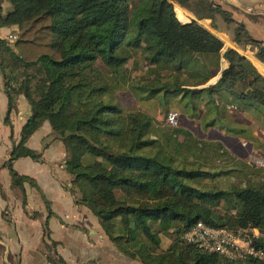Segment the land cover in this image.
Instances as JSON below:
<instances>
[{"label": "trees", "instance_id": "16d2710c", "mask_svg": "<svg viewBox=\"0 0 264 264\" xmlns=\"http://www.w3.org/2000/svg\"><path fill=\"white\" fill-rule=\"evenodd\" d=\"M174 2L197 18H213L215 27L218 19L234 25V41L257 48L264 61L263 42L214 0H0V28L17 27L15 39L0 36L7 119L20 96L32 109L7 162L13 185L24 189L30 181L12 164L23 156L40 159L27 141L48 121L65 145L76 203L99 216L110 241L130 258L142 264H264V172L248 170L259 179L249 178L244 186L224 183L218 175L244 170L203 168L198 149L208 146L180 140L189 136L181 128L154 130L148 115L114 101L131 78V61L132 69L151 65L142 78L154 76L150 82L159 83L141 88L168 92L181 83L176 74L165 80L163 70L177 71L193 57L224 47L197 20L182 22L185 11L178 7L177 15ZM224 55L229 67L219 84L239 101L264 109V77L238 50L228 48ZM198 221L258 229L252 238L258 254L230 259L188 242L186 234ZM48 240L45 223L43 241ZM47 257L68 264L59 254Z\"/></svg>", "mask_w": 264, "mask_h": 264}, {"label": "crops", "instance_id": "0c3cea01", "mask_svg": "<svg viewBox=\"0 0 264 264\" xmlns=\"http://www.w3.org/2000/svg\"><path fill=\"white\" fill-rule=\"evenodd\" d=\"M214 1L230 11L235 21L243 23L252 37L264 44V0ZM174 4L176 11L178 7L185 11L186 19L179 18L182 22L197 20L222 39L224 47L216 54L193 57L177 71L163 70L165 80L172 81L173 74H176L181 83L168 92L141 88L159 83L152 84L150 81L154 76H149V80L142 78L147 73H133V70L141 69L128 66L131 78L122 91H118L127 93V99L121 98L117 92L113 94L114 101L148 115L157 131L170 126L165 123L167 112L177 110L181 124L174 128L189 133L188 137L182 134L179 139H194L200 145L208 146L206 151L198 149L203 168L215 172L243 169V172L228 176L220 174L218 178L232 186H244L249 178L259 179L249 175L248 170L264 172V109L239 101L219 83L223 71L229 67L224 55L228 48H234L248 58L263 77L264 61L257 57V48L250 45L240 47L234 41V25L228 26L218 19V27H215L213 18H197L191 10ZM16 29V26L2 27L0 36L7 37ZM144 68L153 67L145 62ZM8 104L0 71V247L4 248L0 264L5 263L9 254L16 264H52L45 251L47 243L68 264H117L122 253L109 241L101 221L90 216L84 205L76 203L70 190L71 177L65 169V145L55 137L48 121L27 141L30 148L41 154L40 159L23 156L12 164L17 173L27 176L30 181L24 182V189L13 185L7 162L12 148L21 140L22 128L32 115V109L24 96H20L17 108L7 119ZM257 160L263 164H258ZM45 223L51 234L47 243L43 241ZM253 232L260 234L258 229ZM51 241L57 242L55 247ZM93 254L94 257H89ZM130 264L142 263L132 259Z\"/></svg>", "mask_w": 264, "mask_h": 264}, {"label": "built area", "instance_id": "2783aa9c", "mask_svg": "<svg viewBox=\"0 0 264 264\" xmlns=\"http://www.w3.org/2000/svg\"><path fill=\"white\" fill-rule=\"evenodd\" d=\"M10 38H16V36L11 34ZM165 123L173 127L180 126V113L177 110H169ZM257 163L260 165L263 164L261 160H257ZM254 229L239 228L237 230H231L228 228L213 227L203 221H198L187 232L186 240L207 251H217L230 259H234L242 252H248L254 255L258 254L252 244V238L255 235L253 232Z\"/></svg>", "mask_w": 264, "mask_h": 264}, {"label": "rangeland", "instance_id": "374dc122", "mask_svg": "<svg viewBox=\"0 0 264 264\" xmlns=\"http://www.w3.org/2000/svg\"><path fill=\"white\" fill-rule=\"evenodd\" d=\"M4 9H5V11H7L8 9H10V5H9V3L6 1L5 3H4ZM176 13H177V11H176ZM184 20V19H183ZM12 32V35H15L16 37H17V35H16V33H15V31H11ZM11 35V34H10ZM10 35H9V37H10ZM13 39H15V38H13ZM133 64V61H131V62H129V64H128V66L130 67V66H133L132 65ZM147 70L148 69H146V68H144V69H142V70H133V73H135V72H137V73H147ZM153 92V91H152ZM117 93V92H116ZM120 93V96H121V98H125V99H127V93H121V92H118L117 94H119ZM163 99V98H162ZM162 102L165 104V100L163 99L162 100ZM85 207V209H86V211H87V213L90 215V216H93L96 220H99L100 221V218H99V216L98 215H96L92 210H90L88 207H86V206H84ZM95 239H96V237L95 238H93L92 239V241H95ZM97 240H98V237H97ZM108 240L109 239H106V242L107 243H109L108 242ZM110 241V240H109ZM100 243H103L102 241L100 242ZM240 244V243H239ZM105 245V244H104ZM114 245V244H113ZM56 245H53V247H55ZM115 246V245H114ZM105 247H107V246H105ZM116 247V246H115ZM1 248H3V247H0V256H4V248H3V250L1 249ZM46 249V248H45ZM116 249L120 252V253H122L121 255H122V259L121 260H118L117 261V264H130L131 262H132V259L128 256V255H126L125 253H123V252H121L117 247H116ZM44 251V250H43ZM46 251V253H47V255H49V256H55V257H57L58 256V254H57V251L55 250V249H52V247L49 245L48 247H47V249L45 250ZM110 252V251H109ZM94 255L95 254H93V256H89V257H94ZM16 260L9 254V256L6 258V261H5V263L4 264H16Z\"/></svg>", "mask_w": 264, "mask_h": 264}]
</instances>
